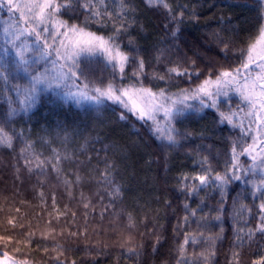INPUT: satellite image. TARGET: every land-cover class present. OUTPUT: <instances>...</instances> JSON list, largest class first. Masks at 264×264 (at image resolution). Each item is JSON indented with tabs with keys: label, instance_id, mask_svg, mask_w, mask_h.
Returning <instances> with one entry per match:
<instances>
[{
	"label": "trees",
	"instance_id": "16d2710c",
	"mask_svg": "<svg viewBox=\"0 0 264 264\" xmlns=\"http://www.w3.org/2000/svg\"><path fill=\"white\" fill-rule=\"evenodd\" d=\"M167 2L171 11L149 7L145 0H105L113 19L103 17L100 23L86 19L89 13L81 7L62 9L60 19L106 39L114 37L129 55L123 79L103 56L82 57L92 83L142 84L168 93L192 90L205 79H215L221 70L239 67L241 50L264 27V0ZM122 3L128 11L116 17L123 11ZM7 17L0 11V68L10 74L7 83L0 79V125L16 136L12 148L0 147V250L25 264H177L187 235L188 264H236L237 251L238 264H255L264 257V234L256 232L251 240L246 235L260 223L259 204L264 199L254 193L260 176L237 172L242 179L227 185L223 201L215 181L200 187L193 179L209 166L213 176L230 171L233 146L240 153L252 143L250 136L222 118L230 109L184 113L172 122L173 145L152 131L151 121H139L130 112L121 120L126 110L120 105L108 100L100 105L77 103L65 97L63 88H39L37 103L24 111V91L34 76L44 73L45 65L35 59L17 67V48L4 31ZM121 20L126 21V30L117 34ZM177 27L173 38L171 31ZM137 57L145 61L139 79L132 75ZM192 60L199 76L191 75ZM176 66L181 71L187 68L190 75L169 74L168 69ZM159 76L165 79L154 78ZM9 105L18 111L5 125ZM26 157L33 161L27 166ZM37 157L51 163L59 158L58 171L51 163L37 168ZM237 158L243 169L253 163L247 154ZM108 166L111 183L103 177ZM241 205L251 212H242ZM218 213L220 220L215 219ZM193 234L200 243H191ZM237 235L244 237L242 244ZM209 236L221 237L214 249L205 242ZM210 249L215 255L203 260L199 253Z\"/></svg>",
	"mask_w": 264,
	"mask_h": 264
},
{
	"label": "snow or ice",
	"instance_id": "6c2138e0",
	"mask_svg": "<svg viewBox=\"0 0 264 264\" xmlns=\"http://www.w3.org/2000/svg\"><path fill=\"white\" fill-rule=\"evenodd\" d=\"M145 3L149 7H162L165 10L171 11V7L167 0H145ZM7 7L10 13H19L18 23L23 22L26 25L21 29L14 37L12 41V46L17 48L16 56L19 59L20 66H27L29 60L26 58V52L29 51L26 45L17 46L15 44L16 40L24 34L29 36L34 35L36 41V47L32 49L35 54H38L39 59L46 60L48 57L55 54V58L51 61L53 65L54 74L49 76L47 72L41 75L34 76L28 88L24 91L25 100L22 102L25 105L24 111H27L28 107L35 105L39 99L38 92L39 86L46 84L48 88H63L64 95L66 98H71L79 103L81 100L92 102L96 105L102 104L104 100L111 101L114 104H118L123 107L126 112L121 113L120 119L126 120L128 117L126 113L130 112L139 121L146 122L152 121L154 127L152 131L155 134L163 132L161 139H166L169 145L176 143L175 129L171 127L172 122L178 117L182 116L185 110L192 108L193 106L187 103L190 100H199L200 105L203 107H215L216 97H218L222 90L229 87H234L235 90L240 94L242 99L249 105L247 115L255 116L256 120L259 121L258 134L256 137L252 138V143L247 144L242 147L240 153H237L236 147L232 148V161L229 166L230 171L226 170L225 173H216L212 175V169L206 170L205 174L197 175L193 177L194 180L199 181V186H207L210 182L215 181L216 187L220 190L221 200L223 201L226 195L227 185L235 180L239 181L242 176L237 174V172H243L244 175L248 174V171L255 173L257 170L264 173V27L259 30V35L256 37L254 42H251L246 50H241V62L239 67L232 70H221L216 76L215 80L205 79L202 84L198 85L195 89H182L181 93L177 95L176 99L171 96H165V92L161 89L158 93L153 92L151 88L135 85L128 86H117L112 81L107 83L101 82L98 86L89 80V68L88 64L85 63L82 57H95L97 54L102 55L108 64L112 66L113 73L117 70L121 74V79H123V73L125 71L126 65L129 63V55L122 51L118 44L114 43V37H108L97 35L93 32L87 31L85 27H81L77 24H69L66 20L59 18L58 14L63 10L75 11L77 7H81L89 16L86 19H94V22L100 23L103 17H108L113 19L112 13L107 11L105 0H26V2H21V0H2L0 2V8ZM123 11L117 12L116 17H122L124 12L128 11L127 6L123 3L121 4ZM183 16V13H180ZM175 18V17H173ZM48 25H51L53 31L49 30ZM43 26V27H41ZM168 26L165 25V28ZM122 30H126V21L121 20L118 27H116V33L119 34ZM178 27L172 29L171 36L176 38V33L178 32ZM5 33H8V28H5ZM42 33L47 34L42 36ZM57 37H63L58 41V46L53 47V44H49V38L55 44L57 42ZM223 50L227 52L228 45L225 44ZM161 53L160 55H162ZM160 55L157 56V60L160 59ZM35 62V61H33ZM136 65L132 75L139 77L143 74L145 68V61L143 58L137 57L133 61ZM90 63V61H89ZM193 65V72L191 75L199 76V73L195 71L196 61H191ZM255 66L259 71L252 75L251 68ZM26 70V68H25ZM168 73H175L177 76L190 75L187 68L180 70L179 66L171 67L168 69ZM243 74V81L238 79ZM9 73H7L6 68H0V79H3L5 83L8 82ZM158 79H165V76L154 77ZM79 81V83H78ZM215 91H212V88ZM19 91V89H17ZM227 95V93H224ZM205 98L210 100L211 103L205 102ZM179 105V106H178ZM18 109L9 105L6 118L3 124H9L11 118L17 114ZM163 113L164 119L168 122L169 127L167 129H161L159 121H157V115ZM224 120H227L229 124H232V116L221 114ZM237 125H233L236 127ZM241 127V134L247 135L248 132ZM250 131V129H249ZM16 133L9 132L5 130V127L0 125V147L12 148L13 139ZM28 148L31 146L28 145ZM260 147V151L257 152V148ZM24 150H22L23 155ZM255 153V154H254ZM249 155L253 163L249 169H243L239 164L238 155ZM259 158V159H258ZM26 159V166L30 165L33 161ZM46 163H51L50 161H45L36 158V167L42 168ZM60 163L59 158L56 159L54 163H51L53 171H58L57 165ZM207 164V158L203 161ZM31 171V168H29ZM104 182L111 183L110 166L105 168ZM187 179V177H185ZM79 181V177H77ZM67 183V181H66ZM197 188L193 185V190ZM264 178H261L259 183L254 186V193L260 192L262 199H264ZM116 195L119 194V189H114ZM41 195H43L41 193ZM88 205L85 204V207ZM185 204V208H187ZM241 211L251 212V209H247L246 206L241 205ZM260 212V223L257 225L256 229H248L246 235L249 240L253 239L256 232L264 234V202L259 204ZM195 210H192V215L194 216ZM216 220H220L221 216L218 213L215 217ZM131 221V217H129ZM184 220L187 222L188 217L185 216ZM223 228H221V233ZM239 233H243V229L238 230ZM75 235V233H73ZM203 237V233L199 234ZM221 238L217 236L213 238L211 236L206 238V243H208L212 249H214L216 239ZM0 239H3L0 237ZM159 239V238H157ZM237 241L242 244L244 237L237 235ZM189 238L185 235L183 243L178 249V260L177 264H188L185 259L186 246L189 244ZM201 241L193 234L191 238V243L193 245L200 243ZM130 252L135 251L134 248L128 249ZM214 250H208L207 252H200L199 256L207 261L209 257L214 256ZM3 259H0V264H8V253L3 254ZM239 252H234V258L236 259V264H238ZM255 264H264V257L255 261Z\"/></svg>",
	"mask_w": 264,
	"mask_h": 264
},
{
	"label": "rangeland",
	"instance_id": "374dc122",
	"mask_svg": "<svg viewBox=\"0 0 264 264\" xmlns=\"http://www.w3.org/2000/svg\"><path fill=\"white\" fill-rule=\"evenodd\" d=\"M0 2H2V0H0ZM21 2H26V0H21ZM0 11H4L8 15V17L6 18V21L4 22V24H6V25H4V26H5V28H8L7 35L11 36L10 41H13V37L21 29L26 27V25L23 24V22L18 23L19 13L13 14V13L8 12L7 7L0 8ZM41 27H43V26H41ZM48 27H49L50 31H53L51 25H48ZM5 28H4V30H5ZM46 35L47 34L42 33V36H46ZM60 39H63V37H57V42L55 44L53 43V41L50 38H49L48 42H49V44H53V47H56V46H58V41ZM17 42L20 43L21 46L26 45L28 47L29 51L26 53L29 55L27 57L29 62L34 61L36 59L38 62L44 63V65H45L44 69H43L44 73L47 72L49 74V76L54 74L53 65H52L51 61L55 58V54L53 53L52 56L48 57L46 60L39 59L38 54H35L32 51V49H34L36 47V41H35L34 35L29 36L27 34H24L20 37L19 40L15 41V43H17ZM98 55H100V54H97V56ZM46 63L48 64V68L46 66ZM257 71H259V70L257 68H255V66L253 65V67L251 68L252 75L254 76ZM238 79L243 81V74ZM212 80H215V79H212ZM43 87L48 88L46 84H42L39 86V88H43ZM48 89H52V88H48ZM212 91H215L214 87L212 88ZM153 92H155V91H153ZM225 92L227 93V95L224 94ZM180 93L181 92H177V93L165 92V96H171L173 99H176L177 95H179ZM216 101H217V103H216L215 107H203L202 105H200L199 100H190L187 103L191 104L193 107L185 110L184 113L189 112V111H195V110H202L203 111L204 109H207V108H212V109H216V110H219L222 108H227V109H230V113H227L226 115H231L232 113H235V115L232 116V123L237 125V127L240 129H241L240 126H242L244 128V130L248 132L247 135L251 137V140L253 137L257 136L258 130H259L258 129L259 121L256 120L255 116H248L247 115L249 105L242 99V97L235 90L234 87H229V88L223 89L221 94L218 97H216ZM205 102L208 104L211 103V101L207 100V98H205ZM235 105H237V106H235ZM157 121H159V125H160L161 129H167L169 127L168 122L163 117V113H160L157 115ZM249 129H250V131H249ZM160 134H164V133L161 132ZM261 147H264V145H262ZM256 151L259 152L260 147H258ZM249 172H250V174L253 173L252 171H248V173ZM255 173L257 174V176L258 175L260 176V179L264 178V173H261L258 170ZM260 179L259 180L256 179L254 181V184H258Z\"/></svg>",
	"mask_w": 264,
	"mask_h": 264
},
{
	"label": "water",
	"instance_id": "95a60500",
	"mask_svg": "<svg viewBox=\"0 0 264 264\" xmlns=\"http://www.w3.org/2000/svg\"><path fill=\"white\" fill-rule=\"evenodd\" d=\"M6 251L0 250V259H3V254ZM8 253V252H7ZM8 264H25L23 261H20L19 259L13 257L11 254L8 253Z\"/></svg>",
	"mask_w": 264,
	"mask_h": 264
}]
</instances>
